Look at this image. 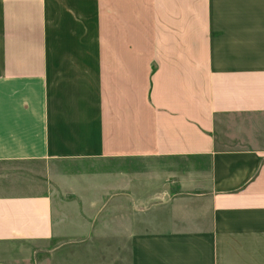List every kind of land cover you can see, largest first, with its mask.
Masks as SVG:
<instances>
[{
	"label": "crops",
	"instance_id": "crops-1",
	"mask_svg": "<svg viewBox=\"0 0 264 264\" xmlns=\"http://www.w3.org/2000/svg\"><path fill=\"white\" fill-rule=\"evenodd\" d=\"M86 166L114 264H264V0H0V247L98 229L56 210Z\"/></svg>",
	"mask_w": 264,
	"mask_h": 264
},
{
	"label": "rangeland",
	"instance_id": "rangeland-1",
	"mask_svg": "<svg viewBox=\"0 0 264 264\" xmlns=\"http://www.w3.org/2000/svg\"><path fill=\"white\" fill-rule=\"evenodd\" d=\"M70 169L59 167L55 169L56 210L61 215L74 216L78 231L82 232L87 225L92 223L98 225L99 228H93V231L88 233H78V239L76 238V242L71 245L67 244L70 240L68 241L62 236V239L58 240L55 245L61 249L58 250L57 259L62 264H67L65 263L66 259L73 258H77L80 264H114V248L110 247L112 232L110 231V203L106 193L108 192L106 168L97 169L86 166L83 170L76 171L81 173V180H77L76 176L72 175L74 174L72 170L75 171V169ZM98 172L101 174V179L99 182H95L93 177L96 176H93V173ZM140 236L143 235H138V237ZM82 241L85 244H81ZM97 242L105 244L99 248L96 245ZM0 250H2L0 262L3 264H39L37 263L39 260L49 259L44 256L45 253H39L38 249L30 244L2 246Z\"/></svg>",
	"mask_w": 264,
	"mask_h": 264
}]
</instances>
